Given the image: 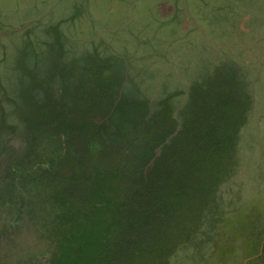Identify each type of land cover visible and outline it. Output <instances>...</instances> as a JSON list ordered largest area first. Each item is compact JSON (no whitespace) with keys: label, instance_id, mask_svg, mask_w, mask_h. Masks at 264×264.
<instances>
[{"label":"rangeland","instance_id":"374dc122","mask_svg":"<svg viewBox=\"0 0 264 264\" xmlns=\"http://www.w3.org/2000/svg\"><path fill=\"white\" fill-rule=\"evenodd\" d=\"M94 56L96 64L102 59L110 62L117 77L126 68L117 101L124 97L155 104L170 97L178 125L156 149L150 165L180 130L181 116L194 115L195 123L209 128L219 109L237 115L241 107L246 112L237 95L250 96L244 100L250 101V112L238 131L235 153L229 155V171L219 178L199 219V231L209 228L212 236L210 209L215 217L230 212L234 224L224 238L227 246L209 251L201 236H187L198 228L184 222L189 230L180 240L189 248L200 242L199 256L181 249L169 264H192L213 253L222 264H264V0H0V179L8 165L26 164L25 156L20 161L15 157L29 139L31 125L34 135L26 156L46 157L37 149L45 147L38 133L49 125L41 117L35 124L26 117L39 111L53 126L51 101L58 104L63 93L62 69L66 74L76 62L81 74L70 79L79 82L86 76L82 67L93 66ZM224 78L227 82L219 81ZM102 102L94 119L101 127L108 120ZM27 125L30 130L25 132ZM17 175L0 181V264L21 260V244L26 234H34L15 231L18 221L10 222L13 214L19 216L10 197L32 182ZM26 203L34 209L32 202ZM240 213L243 216L235 219ZM37 214L32 210L30 216L40 220ZM10 225L15 228L10 229L15 231L11 237L5 235ZM103 225L104 221L93 224L89 235L99 234ZM173 230L182 232L180 221L174 222ZM252 244L259 245L258 251L249 249Z\"/></svg>","mask_w":264,"mask_h":264},{"label":"trees","instance_id":"16d2710c","mask_svg":"<svg viewBox=\"0 0 264 264\" xmlns=\"http://www.w3.org/2000/svg\"><path fill=\"white\" fill-rule=\"evenodd\" d=\"M96 59L94 56L93 66L82 67L86 76L79 82L71 83L70 79L81 74L76 62L66 74L62 69L63 93L58 104L51 101L53 126L39 111L33 112L31 119L26 117L33 124L40 117L48 123L49 127L38 133L45 147L36 146L46 157L26 156L32 143L28 140L34 135L31 125L29 139L20 145L15 157L20 161L25 156L26 164L8 165L0 179L1 183L8 182L18 174L32 181L29 188L23 186L10 197V205L19 212L10 222L18 224H13L16 229L10 225L5 235L11 237L17 229L36 234H26L27 241L21 244L23 255L16 264H169L181 249H191L199 256L200 242L189 248L180 240L189 230L184 222L198 228L187 236H201L209 251L226 247L225 235L232 232L234 224L232 215L228 218L230 212L215 217L210 209L207 217L208 226L215 231L212 236L209 228L199 231V219L219 178L229 171L228 162L233 160L229 155L235 153L238 131L250 112V101L244 100L250 96L237 95L239 105L243 108L246 104V112L241 107L236 109L237 115L219 109L209 128L195 123L194 115L187 119L181 116L180 130L150 165L156 149L178 125L171 113L170 97L155 104L124 97L117 101L121 83L126 81V68L119 70L117 77L110 62L102 59L96 64ZM62 100L64 106L59 104ZM102 100L107 106L103 117L108 120L101 127L94 119ZM73 109L81 112L72 113L77 112ZM235 118L242 120L235 123ZM187 122L191 123L188 127ZM32 210L38 211L40 220L30 216ZM242 216L240 213L235 219ZM103 221V231L91 233V237L89 229L91 232L93 224L97 227ZM175 221H180L182 232L175 231L177 226L173 230ZM11 227L14 232H10ZM249 249L258 251L259 245L252 244ZM201 263L222 264L216 253L192 264Z\"/></svg>","mask_w":264,"mask_h":264}]
</instances>
